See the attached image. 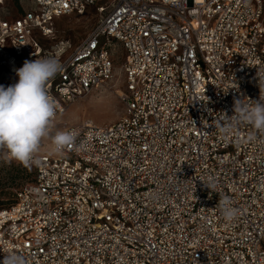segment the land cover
Listing matches in <instances>:
<instances>
[{"label": "built area", "instance_id": "built-area-1", "mask_svg": "<svg viewBox=\"0 0 264 264\" xmlns=\"http://www.w3.org/2000/svg\"><path fill=\"white\" fill-rule=\"evenodd\" d=\"M10 1L0 0V85L26 59H57L54 126L117 80L120 47L126 91L117 122L64 123L74 145L56 153L51 142L28 165L33 179L0 210V261L264 264V133L218 130L264 87V0ZM90 9L99 18L78 48L54 44L58 19ZM4 161L24 165L0 151ZM221 196L240 210L232 223Z\"/></svg>", "mask_w": 264, "mask_h": 264}, {"label": "clouds", "instance_id": "clouds-1", "mask_svg": "<svg viewBox=\"0 0 264 264\" xmlns=\"http://www.w3.org/2000/svg\"><path fill=\"white\" fill-rule=\"evenodd\" d=\"M61 71L60 62L53 57L25 60L23 66L15 69L17 82L9 86L0 85V151L7 157L26 166L39 164L36 154L41 140L48 137L56 115L57 104L47 89L48 82ZM248 104L235 101L230 122L219 126L221 134L229 133L236 123L250 125L264 133V87L260 88L258 100L249 99ZM74 131H58L51 137L53 151L60 153L74 145ZM205 186L211 191L215 184ZM264 191V183L259 185ZM218 207L226 223H232L239 215V209L232 206L229 197L221 196ZM0 264H25V259L9 253Z\"/></svg>", "mask_w": 264, "mask_h": 264}, {"label": "rangeland", "instance_id": "rangeland-1", "mask_svg": "<svg viewBox=\"0 0 264 264\" xmlns=\"http://www.w3.org/2000/svg\"><path fill=\"white\" fill-rule=\"evenodd\" d=\"M19 3V0H17ZM15 0L9 2L14 7ZM99 5H103L100 3ZM98 15L90 9L83 15H70L55 22L56 40L66 46L68 54L78 48L95 28ZM53 44V45H54ZM47 45V44H46ZM47 46H51V43ZM48 48V47H47ZM117 80L108 88L92 92L68 107L67 113L61 117L59 123L50 130L48 137L41 140L37 156L50 152L51 137L62 131L64 123L69 125H83L92 122L97 126L110 125L119 120L125 107L120 99L121 92L126 91L122 66L125 56L120 47L115 48ZM34 172L30 166H23L13 162L0 163V210L7 208L13 202L15 192L25 183L33 179Z\"/></svg>", "mask_w": 264, "mask_h": 264}, {"label": "trees", "instance_id": "trees-1", "mask_svg": "<svg viewBox=\"0 0 264 264\" xmlns=\"http://www.w3.org/2000/svg\"><path fill=\"white\" fill-rule=\"evenodd\" d=\"M43 46H44L45 48H47V47L49 48V47H50V46H47V45L45 44V42L43 43ZM22 66H23V65H22ZM20 165H21V164H20ZM23 166H24V165H23ZM12 203H13V202H12ZM12 203H11V204H12ZM11 204H10V205H11Z\"/></svg>", "mask_w": 264, "mask_h": 264}]
</instances>
